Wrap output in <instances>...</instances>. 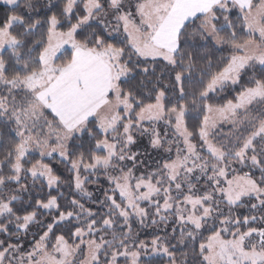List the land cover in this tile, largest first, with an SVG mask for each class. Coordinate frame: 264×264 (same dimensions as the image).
Masks as SVG:
<instances>
[{
  "label": "snow or ice",
  "instance_id": "obj_1",
  "mask_svg": "<svg viewBox=\"0 0 264 264\" xmlns=\"http://www.w3.org/2000/svg\"><path fill=\"white\" fill-rule=\"evenodd\" d=\"M0 264H264V0H0Z\"/></svg>",
  "mask_w": 264,
  "mask_h": 264
},
{
  "label": "trees",
  "instance_id": "obj_2",
  "mask_svg": "<svg viewBox=\"0 0 264 264\" xmlns=\"http://www.w3.org/2000/svg\"><path fill=\"white\" fill-rule=\"evenodd\" d=\"M145 235H146V234L142 233V237H141V238H144Z\"/></svg>",
  "mask_w": 264,
  "mask_h": 264
}]
</instances>
